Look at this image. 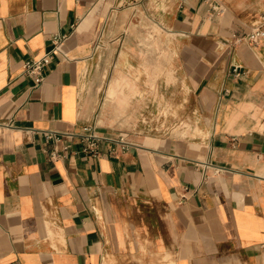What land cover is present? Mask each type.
Returning a JSON list of instances; mask_svg holds the SVG:
<instances>
[{"label":"crops","instance_id":"1","mask_svg":"<svg viewBox=\"0 0 264 264\" xmlns=\"http://www.w3.org/2000/svg\"><path fill=\"white\" fill-rule=\"evenodd\" d=\"M147 4L196 141L85 92ZM263 20L264 0H0V264H264V38L237 42Z\"/></svg>","mask_w":264,"mask_h":264},{"label":"rangeland","instance_id":"2","mask_svg":"<svg viewBox=\"0 0 264 264\" xmlns=\"http://www.w3.org/2000/svg\"><path fill=\"white\" fill-rule=\"evenodd\" d=\"M154 9L156 6L147 4L137 16L128 18L121 42L110 32L100 38L96 49L99 64L87 80L91 85L85 86V92L90 91L100 103V116L106 102L112 117L123 118L126 125L139 123L143 128L150 126L148 131L154 134L196 141L201 135L197 128L193 130L192 117L184 115L185 92L172 88L174 70L162 49L168 42L162 40ZM166 80L168 84L162 82Z\"/></svg>","mask_w":264,"mask_h":264},{"label":"built area","instance_id":"3","mask_svg":"<svg viewBox=\"0 0 264 264\" xmlns=\"http://www.w3.org/2000/svg\"><path fill=\"white\" fill-rule=\"evenodd\" d=\"M209 1V0H207ZM264 38V20L254 26L252 31L237 39V42H247L253 46H258L262 43ZM64 37H56L54 39V49L51 53L47 54L43 59L33 62H28L25 66V75L31 77L35 80L37 86H41L45 80V70L55 59L56 54L58 53L62 43L64 42ZM232 75L238 77L241 75V67L235 66L232 69ZM100 138L94 133L89 134L86 137L87 147L84 149V152L87 154H98Z\"/></svg>","mask_w":264,"mask_h":264}]
</instances>
